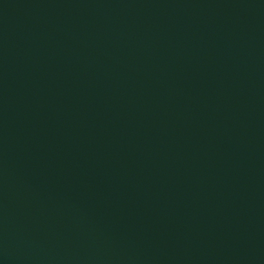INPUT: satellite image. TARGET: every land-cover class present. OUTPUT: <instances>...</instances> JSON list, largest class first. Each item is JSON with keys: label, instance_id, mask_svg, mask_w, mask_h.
I'll return each mask as SVG.
<instances>
[{"label": "water", "instance_id": "1", "mask_svg": "<svg viewBox=\"0 0 264 264\" xmlns=\"http://www.w3.org/2000/svg\"><path fill=\"white\" fill-rule=\"evenodd\" d=\"M0 264H264V0H0Z\"/></svg>", "mask_w": 264, "mask_h": 264}]
</instances>
